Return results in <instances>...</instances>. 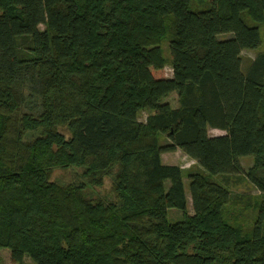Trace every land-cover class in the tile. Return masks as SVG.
<instances>
[{"label": "trees", "instance_id": "16d2710c", "mask_svg": "<svg viewBox=\"0 0 264 264\" xmlns=\"http://www.w3.org/2000/svg\"><path fill=\"white\" fill-rule=\"evenodd\" d=\"M263 43L264 0H0V250L15 264H264V201L248 228L226 188L252 157L264 199V48L245 70L242 57ZM178 149L201 168L194 215L183 169L162 162Z\"/></svg>", "mask_w": 264, "mask_h": 264}, {"label": "rangeland", "instance_id": "374dc122", "mask_svg": "<svg viewBox=\"0 0 264 264\" xmlns=\"http://www.w3.org/2000/svg\"><path fill=\"white\" fill-rule=\"evenodd\" d=\"M197 7L202 8L198 4ZM230 38L231 35L228 36H221L220 38ZM264 48V43L262 46L255 51H243L242 57H243V69L245 70L250 63L251 60H253L256 55L262 51ZM161 49L164 53V57L169 61H171V54L169 50V42L168 40L164 41L161 45ZM157 77H164L167 79H170L172 77V68L171 65L168 64L163 70L160 72L155 73ZM177 95L174 94L170 96L166 101L168 104L175 108L177 106ZM150 111H144L140 114L141 121H145L147 116L150 115ZM208 134L210 137H218V136H224L225 132L220 130H214L209 129ZM166 143H169L166 136H161V144L165 145ZM162 162L166 165H175L179 166L183 169L184 173V182H185V189H186V196H187V214L194 215V209L192 206V199L190 194V181L189 176H192L193 174H196L201 171V168L199 165L186 156L181 150H176L175 152H168L164 153L162 155ZM241 165L243 172L238 177H233L231 182L226 185V188L230 194V197L238 198L240 201L235 206L233 204L229 205L227 207L229 214L232 215L234 220L236 222H240L241 224L245 225L246 227H252L255 222V214L257 207L259 208V205L263 203L264 199L261 197L260 192L251 184L246 176V173L249 171V169L253 166V158L252 157H243L241 158ZM70 172V171H68ZM67 171H56L55 176L65 175L68 176ZM218 182H221L219 178H216ZM225 186V185H224ZM246 203L250 204V206H246ZM254 206L255 210L252 208ZM184 213L182 210L179 209H171L168 212V220L170 223H178L183 219ZM234 222V221H233ZM0 256H1V264H15L11 252L6 249L0 250ZM26 262H29V259H26Z\"/></svg>", "mask_w": 264, "mask_h": 264}]
</instances>
